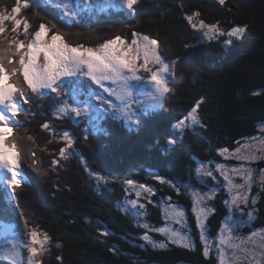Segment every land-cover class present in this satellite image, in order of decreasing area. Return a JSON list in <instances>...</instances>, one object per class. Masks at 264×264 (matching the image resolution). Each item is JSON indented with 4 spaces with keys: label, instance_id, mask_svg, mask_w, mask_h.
I'll use <instances>...</instances> for the list:
<instances>
[{
    "label": "trees",
    "instance_id": "obj_1",
    "mask_svg": "<svg viewBox=\"0 0 264 264\" xmlns=\"http://www.w3.org/2000/svg\"><path fill=\"white\" fill-rule=\"evenodd\" d=\"M0 1L4 3L0 11L10 2L13 4V0ZM34 3L37 16L32 12L21 15L30 22V33L38 30L40 23L48 25L52 21L47 18L50 11L45 9V3L40 0ZM143 11L139 20L130 21L133 28L128 26L127 33L120 37L129 41L136 31L159 41L164 39L175 50V65L184 63V67H179L181 71L166 97L165 108L156 111L139 132L130 133L127 129L120 132L115 122L110 132L115 137L102 136L97 138L100 142L87 138L89 148L84 144L85 135L77 134L74 156L63 160L59 156V150L66 146L62 132L45 130L42 124L48 123L57 130L68 128L59 127L55 116L44 111L43 106L51 109L52 104H45L42 96L26 92L31 103L23 105L27 113L19 114L21 118L17 120L21 126L13 132L22 150L20 169L25 179L15 187L14 197L15 207L22 210L27 207L26 201L32 207L34 198L44 204L47 199L49 205L56 206L55 215L40 218L51 235L50 250L43 264H219V230L226 217L237 223L244 221L240 223L236 243L246 240L254 231L264 232V185L254 182L247 205L231 209L225 203L229 198L223 179L216 174L217 181L210 178L202 184L196 172L201 162L212 166L237 164L220 155L218 149L234 151L264 136V0H225L223 5L219 0H155L146 4ZM188 16L197 25L201 21L218 25L225 33L237 26L246 27V31L241 39L215 35L210 40L203 35L206 29L193 28L186 19ZM5 23L9 29L5 35H9L12 24ZM92 33L89 47H97L104 39L117 36L97 29ZM19 39L25 37L21 35ZM229 39L231 44L226 43ZM254 92L259 95H253ZM200 101L197 109L200 124L190 125L183 133L176 130L174 124ZM169 136L177 138L174 146L167 143ZM53 160L59 162L53 164ZM255 167L258 173L264 170V158ZM157 175L176 186L161 183L155 178ZM129 179L154 189L151 195L141 193L138 203L145 208H138L144 213L139 217H134L130 209L125 211L127 201L136 199V190L124 183ZM27 183L35 186V197L30 195L23 200L19 194L28 188ZM188 186L201 192L214 186L220 192L212 201L215 211L207 216L210 243L207 257ZM2 192L0 207L13 209L12 200ZM169 204L184 212L190 231H183L189 232L194 249L168 243L164 235L142 226L144 223L151 229L165 226L164 209ZM104 230L111 235H101ZM146 232L153 240L165 241L166 248H155L143 241L141 237ZM260 240L258 235L254 242L259 244ZM113 248L115 253L110 250ZM239 264H264V257L257 251L254 261L240 257Z\"/></svg>",
    "mask_w": 264,
    "mask_h": 264
},
{
    "label": "snow or ice",
    "instance_id": "obj_2",
    "mask_svg": "<svg viewBox=\"0 0 264 264\" xmlns=\"http://www.w3.org/2000/svg\"><path fill=\"white\" fill-rule=\"evenodd\" d=\"M52 2L55 7L62 10L63 15L70 21L82 23L97 12L126 10L128 13L134 14L136 11L134 6L139 0H52ZM224 2L225 0H219L221 5ZM30 6L31 0H16L15 7L10 10V13L0 11V182L5 186L9 201L14 199L15 187L24 182V176L20 169L22 150L18 144V137L13 136V131L21 126L20 122L14 118L21 112L27 113V109H24L23 105L31 103L30 96L26 95V92L30 91L31 94L42 97L47 95V92L55 93L56 97H50L54 100L55 117L70 116L79 123L76 118L83 116L92 128L91 133L88 129H84L85 139L90 134H109L107 129L100 126V121L106 118L105 114L120 121L121 125L130 131H140L154 117L156 110L165 108V99L172 91L168 78L174 74L175 66V61L168 62L166 58H162L157 40L141 36L138 33H133L134 38L131 42L116 36L101 43L98 47H85L82 44L71 45L66 42L59 31L49 35L56 27L55 25L49 26L40 23L38 30L30 33V22L27 18H21L22 8ZM195 15L199 16V13H195ZM186 19L193 28L206 29L203 35L210 40L215 35H227L241 39L246 31V27L237 26L225 33L219 29L218 25H207L203 21L197 25L193 23L191 16ZM6 21H11L12 24L9 35H5L9 32ZM21 35L25 39H19ZM226 43L231 44L232 40L229 39ZM155 65H159V67L156 68ZM141 73L149 75L145 76ZM81 76L88 77L114 99L87 93L86 98L82 100L81 96L87 90L80 82ZM133 81L140 83L134 84ZM253 95H259V93L254 92ZM60 97H67V99H60ZM200 103L202 101L198 102L173 127L183 133L190 125L200 124L197 117ZM42 128L53 133L62 132V139L66 146L59 150V156L63 160L69 159V156L73 155L69 151L75 143L73 135L68 130L50 128L48 123H43ZM10 137L11 139H9ZM28 139L31 140L32 137L29 136ZM167 143L169 146H174L177 143V138L169 136ZM218 152L225 158L234 159L239 163L237 165L217 164L215 169H206L205 163L201 162L196 167L197 177L199 179L211 177L215 180L214 172H219L230 196V200L225 203H230L232 206L247 205L253 183L258 182L264 185V170H260L258 181H255L256 170L246 165L264 158V156L258 155V153H264V146L257 149L245 144L234 151L220 148ZM32 155L34 156L35 153ZM58 162L53 160V164ZM98 178L104 180L105 183L108 182L104 177ZM155 178L161 183L176 186L174 182L168 181L162 176L157 175ZM124 183L136 190V199L127 202L131 208H145L144 204L138 203L141 193L151 195L154 194V189L131 179ZM189 190L193 195V211L196 213L197 226L204 243V255L207 257L210 246L208 238L205 236L204 220L215 209L205 207L204 203L213 198L216 190L212 189L209 192ZM177 192L179 193V188H177ZM148 203L153 202L148 200ZM168 208L170 212L165 214L166 221L171 217L174 223L184 226L185 221L182 219L184 212L178 209L175 204H169ZM125 211H129V209L125 208ZM132 214L134 217H139L144 213L137 211ZM248 217L250 221L251 211L248 213ZM240 223H244V221H240ZM240 223L235 222L231 217L225 218L218 237V243L221 246L218 249L219 264H234V262L239 264L240 257L246 260L251 258L254 261L257 251L264 257V232L254 231L247 236L246 240L236 243ZM142 226L164 235L168 243L177 244L190 250L194 249L195 245L191 241L190 235L170 228L167 224L154 229H151L148 223H144ZM25 227H27L26 221ZM8 229L10 237H6V246L0 249V257L10 261V264H23L24 261L26 264H43L38 257L50 250L48 247L49 236L46 233L41 235L37 230L32 229L28 232V240H17L15 230L11 226H8ZM101 235L108 236L111 233L104 230ZM258 235L261 240L259 244H256L254 241ZM141 239L155 248H166L165 241L153 240L147 232ZM24 247L29 253L27 256H23L22 251H18ZM110 250L115 253L114 248Z\"/></svg>",
    "mask_w": 264,
    "mask_h": 264
},
{
    "label": "rangeland",
    "instance_id": "obj_3",
    "mask_svg": "<svg viewBox=\"0 0 264 264\" xmlns=\"http://www.w3.org/2000/svg\"><path fill=\"white\" fill-rule=\"evenodd\" d=\"M154 1L155 0H139V2L134 6L135 9H136L134 14H130L126 10H124L122 12L121 11L118 12V10H111L109 12H97L95 15H90L84 22L76 23V22L70 21L67 17H65L63 15V13H62V10L58 9L57 7H55V5L52 2V0H40V2H44L45 3V5H44L45 9L49 10L50 13L53 16H55V18H56L55 20H53L54 22L52 23L56 27L54 29H52V31H54V32L59 31V33L62 36H64L66 42H68L71 45H81L82 44L85 47H89V36L93 35L92 32L96 31V29L102 31V33H104V34L117 33V36H124L127 33V31H125V30L128 28V26L133 28L130 21L139 20V18H141L142 14L144 12L143 11L144 6L146 4H148L149 2H154ZM15 4H16V0H13V4H11V2H10L8 4V6L5 7L4 11L10 13V10L13 7H15ZM0 6H4V3H2V1H0ZM31 12L33 13L34 16H37V12H38L37 11V5H35L34 0H31V6L30 7L22 8L21 15L22 14H26V13L29 15V13H31ZM122 19H123L124 22H121ZM81 33L85 34L83 36V38L80 36ZM133 33H138V32L133 31L132 34H131L132 37L129 39L128 42H131V40L134 38L133 37ZM51 34L52 33H49V35H51ZM141 36H145V35H141ZM97 37L98 36H96V38ZM152 39L156 40V37L153 36ZM105 41H107V40L104 39L103 42H105ZM157 41H158V43L160 45L159 52H160L162 58H166V60L168 62L176 60V57H175V54H174L175 50L172 49L170 42L165 41L164 39L163 40L161 39L160 41L157 40ZM100 44L101 43H97V47ZM154 67L158 68L159 65H155ZM179 67L183 68L184 67V63H179L178 65L174 66V70H173L174 74L168 78L169 79V87L170 88L172 87L173 84H175V79H176L175 77L178 76V74L181 71V69H179ZM141 74L145 75V76L149 75L148 73H141ZM80 82L82 83L83 88L87 90L85 92V94L81 96L82 100L86 98L87 93H95V94H98L100 96L105 97L106 99H114L112 97H109L108 94L102 88H100L98 85H96L88 77L81 76L80 77ZM133 83L135 84V83H140V82L133 81ZM45 91L47 92V90H45ZM32 95L33 94H31V96ZM50 97H56V94L55 93H51V92H47V95L43 96V100L46 101L45 104H52L53 106H50L51 109H47V107H45V106H43V108H44L45 112L47 111L51 115L52 114L54 115V111H53L54 100L50 99ZM60 99H67V97H60ZM159 110L162 111L163 109H158L156 111H159ZM22 113L25 114V112H22ZM19 114H21V113H19ZM72 115L74 116V114H72ZM105 116H106V118L104 120L100 121V126L105 128V129H107L109 134L108 135H103V134H99V133L90 134V135H88L89 139L94 138L95 141L97 140L98 142H100L97 138H102V136H104V138L113 136L114 133H110V132L113 130V127L115 126V122L117 124L116 127H118V130L120 132L123 131V129H127V131H129L128 128L123 127L121 125L120 121L112 118L108 114H105ZM17 118H21V117L18 115L14 119L17 120ZM54 118H55V122L57 121V125H59V127H61L62 129L64 127L68 128V129H66V128H64V129L68 130L70 132V134L73 135V137L75 139V142H77V139H78L77 134L86 135L84 129H88L89 133L92 132V128L90 127L88 120L85 119L83 116H81L79 118H76V119L79 120V123H77L76 120H74L70 116H63L62 118H56V117H54ZM62 126H64V127H62ZM130 133H134V132L132 131ZM126 134H127V132H126ZM113 137H115V136H113ZM89 139L84 141V144L88 148H89ZM246 144L251 145L252 147L258 149V148L264 146V136H261V137H259L257 139H254V140H252V141H250V142H248ZM73 148L74 147H72V149H69V151L72 152V153L74 152ZM258 155L264 156V153H258ZM71 156H74V155H71ZM260 160L261 159H258L254 163H252L250 165H246L247 167H251L254 170H256V172L254 173V180L255 181L258 180V178H259V173H258V170L255 167V165ZM235 162L237 164L239 163L236 160H235ZM217 164L237 165V164H230V163H228V164L215 163V165H213V166L212 165H205V168L206 169L207 168L215 169ZM216 174L223 179V177L220 175L219 172H214V175H216ZM210 178L211 177H203V179H200V181L202 182V184H204V183H206V180L210 179ZM217 178L215 179L216 181H217ZM24 179H25V177H24ZM223 182H224V185H225V181L224 180H223ZM238 182L242 183L243 181H238ZM27 184H28V188L26 190L22 191L23 194H19V196L23 200L26 199L28 196L30 197V195L33 196V198L35 197L34 196V194H35V186H29L30 184L29 183H27ZM253 185H254V183H253ZM207 188H208L207 189L208 191H203L202 190V192H209L212 189H215L216 191L214 192V195H213L212 199L205 201L204 206L208 207V208H214L212 201H214L215 196L218 195L217 193H220V192L217 191V189L214 186H208ZM189 189H195L197 192H201V190L198 189V188L192 187V186H188L187 187V192H188V194L190 195V197H191V199L193 201V195H192V193H191V191ZM225 189H226V187H225ZM0 191L1 192L3 191L2 193L6 194L8 196V194L5 191V186H4V184L2 182H0ZM226 192H227L226 194L228 195V198H229L227 200L229 201L230 200V196H229V193H228L227 189H226ZM128 201H132V200L129 199ZM12 204H13V209L5 208V207L1 208L0 207V210H1V212H0V249H2L4 246H6V237H10V232H9L8 226H11V228L15 230V236H16L17 240H24V241L28 240L29 239L28 232L30 230H32V229H35L41 235L46 233L49 236L50 241H51V235L48 233L47 229L44 228V225L41 224V219H42V217L56 214L57 209H56V206L53 203H50V205H49L47 203V199H46V203L44 204V202H42L41 199H37L36 200L34 198V203H33L32 207H30L28 205L27 201H26L27 207H26L25 210H22L20 207H18V208L15 207V197H14V199H12ZM228 204H229L231 209L235 207V206H232L230 203H228ZM193 205H194V201H193ZM124 207L127 208V209H130V210H132L134 212L138 211V208L137 209H133V208H131V205L128 204V203H126V205ZM57 208L59 209V207H57ZM6 211H8V212H6ZM164 212L166 214V212H170V209L168 207L167 208L165 207ZM210 213H212V212H210ZM210 213L207 216H209ZM194 217H196V213H195ZM207 218L204 220V225H205V236L208 238V235L206 233V231H207V229H206L207 228V225H206ZM182 219L185 221L184 226H182L181 224H178V223H174L173 219L171 217L166 221V224L170 228L177 229L180 232H183V233L189 235V232L186 233V232L183 231L184 229L190 231L188 221H187V219L185 217H183ZM25 221L27 222V227H25ZM196 221H197V217H196ZM209 241H211V239ZM50 244H51V242H49L48 247H50ZM208 244L210 245V243H208ZM219 247H221V246L219 245ZM18 251H22V255L23 256L29 255V253L27 252V248L26 247H24L22 250L18 249ZM209 252H210V249H209ZM5 255H6V253H5ZM38 259L42 260V262L45 261L47 259L46 252L44 254H42L41 256H39ZM5 262L10 263V261H8L7 259H4V258L0 257V264H3ZM23 264H26V261H24Z\"/></svg>",
    "mask_w": 264,
    "mask_h": 264
},
{
    "label": "flooded vegetation",
    "instance_id": "obj_4",
    "mask_svg": "<svg viewBox=\"0 0 264 264\" xmlns=\"http://www.w3.org/2000/svg\"><path fill=\"white\" fill-rule=\"evenodd\" d=\"M43 3V2H42ZM50 13V12H49ZM48 19L52 20V22H49L48 25L51 26V24L54 22L53 20H55V16H53L51 13L48 14L47 16ZM53 25V24H52Z\"/></svg>",
    "mask_w": 264,
    "mask_h": 264
},
{
    "label": "bare ground",
    "instance_id": "obj_5",
    "mask_svg": "<svg viewBox=\"0 0 264 264\" xmlns=\"http://www.w3.org/2000/svg\"><path fill=\"white\" fill-rule=\"evenodd\" d=\"M119 12V11H118ZM122 12V11H121ZM82 81V80H81Z\"/></svg>",
    "mask_w": 264,
    "mask_h": 264
}]
</instances>
